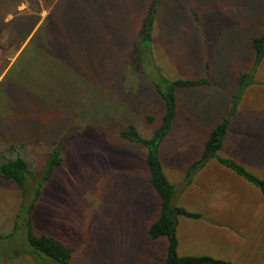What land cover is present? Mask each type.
I'll list each match as a JSON object with an SVG mask.
<instances>
[{"label":"rangeland","instance_id":"obj_1","mask_svg":"<svg viewBox=\"0 0 264 264\" xmlns=\"http://www.w3.org/2000/svg\"><path fill=\"white\" fill-rule=\"evenodd\" d=\"M156 1L0 0V154L15 146L30 164L28 203L60 147L64 162L32 220L37 235L72 248L69 264H164L167 238L149 236L160 199L146 149L120 133L133 124L153 137L165 113L156 84L206 78L177 91V120L160 148L177 205L202 216L179 217L178 254L264 264L258 187L212 160L184 188L225 107L237 115L218 156L264 181V59L255 66L252 48L264 32V0H160L146 46L143 15ZM21 203V191L0 178V235L13 228ZM12 239L0 240V264H55L22 253L24 230Z\"/></svg>","mask_w":264,"mask_h":264},{"label":"trees","instance_id":"obj_2","mask_svg":"<svg viewBox=\"0 0 264 264\" xmlns=\"http://www.w3.org/2000/svg\"><path fill=\"white\" fill-rule=\"evenodd\" d=\"M159 4L160 0H157L156 6L152 5L154 6L152 12H150L149 15H143L147 18L143 21L144 30L142 32L141 41L144 45L146 44V46L152 41L155 16ZM252 47L256 56L255 66H258L264 59V32L260 37L253 40ZM246 78L247 76H243L242 80L244 81ZM162 83L164 86L156 84V89L165 103V113L162 124L155 131L153 137L149 139L143 138L133 124H130L126 130L120 133L122 139L141 145L146 149V164L149 169V183L160 199V214L158 219L151 225L149 236L153 240L161 237L167 238L168 247L164 264H233L230 261L216 259L210 256L181 257L178 254L177 228L179 217L199 220L202 219V216L200 214L189 212L185 208L178 206L177 202L172 204L177 196V192L176 188L171 184L164 173L160 160V148L168 133L171 131L174 120L177 116V91L184 88H194L206 85L208 84V80L206 78L200 80L177 79L173 81L164 79ZM235 110L236 109H232L229 117L225 118L224 121L216 126L210 133L200 159L189 167L184 188L192 183L196 172L202 170L210 161L218 160L222 165L233 170L236 174L258 187L264 196L263 180L254 177L236 162L218 156V152L223 145V139L229 130L230 117ZM153 121L154 118L150 117L149 122ZM63 162L64 157L60 147L54 145L49 153L41 178L34 189V197L27 203V184L32 175L30 164L26 158L20 155V152L17 151L15 146H8L3 153L0 154V178L14 184L21 191L22 195L20 211L16 217L13 228L8 234L0 235V240L11 243L14 235L19 230H24L29 244L22 253L33 256L38 260L40 258L43 260L47 258L55 264H69L73 250L52 236L46 234L37 235L34 232L32 216L43 192L45 183L50 181L55 171L63 164Z\"/></svg>","mask_w":264,"mask_h":264},{"label":"crops","instance_id":"obj_3","mask_svg":"<svg viewBox=\"0 0 264 264\" xmlns=\"http://www.w3.org/2000/svg\"><path fill=\"white\" fill-rule=\"evenodd\" d=\"M253 48V47H252ZM263 62V61H262ZM201 79H204V78H201ZM198 80H200V79H198ZM203 86H205V85H203ZM201 87V86H200ZM194 88H196V87H194ZM184 89H186V88H184ZM184 89H182V90H184ZM187 89H190V88H187ZM203 91L204 90H201L199 93H203ZM184 93V92H183ZM207 93V92H206ZM176 96H177V93H176ZM183 96V102H182V111H181V116H185L186 114H187V111H188V113H190L189 112V109H190V99L187 101V99H186V96H185V94L184 95H182ZM223 102L224 101H222V104H223ZM177 105H178V103H177ZM213 109H215V105L213 104ZM178 110V109H177ZM225 112H224V114L221 116V118L216 122V123H214V125L212 126V131H213V129L216 127V126H218L222 121H224V119L225 118H227V117H229V114H230V107H225V110H224ZM178 113H179V111H177V115H178ZM236 115H237V113L235 114V115H233L232 117H231V122L230 123H232L233 121H234V119L236 118ZM175 120H177V116H176V119ZM175 120H174V122H175ZM211 131V132H212ZM210 132V133H211ZM210 135V134H209ZM209 137V136H208ZM185 190V189H184ZM183 190V191H184ZM182 191V192H183Z\"/></svg>","mask_w":264,"mask_h":264},{"label":"water","instance_id":"obj_4","mask_svg":"<svg viewBox=\"0 0 264 264\" xmlns=\"http://www.w3.org/2000/svg\"><path fill=\"white\" fill-rule=\"evenodd\" d=\"M180 193L177 194L176 198L174 199V201L172 202V204H175L178 200V197H179Z\"/></svg>","mask_w":264,"mask_h":264}]
</instances>
